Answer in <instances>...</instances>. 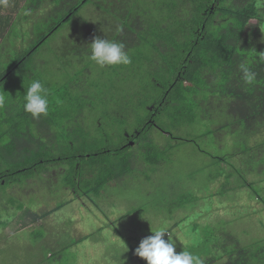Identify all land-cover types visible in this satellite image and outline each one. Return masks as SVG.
I'll use <instances>...</instances> for the list:
<instances>
[{"label": "trees", "instance_id": "16d2710c", "mask_svg": "<svg viewBox=\"0 0 264 264\" xmlns=\"http://www.w3.org/2000/svg\"><path fill=\"white\" fill-rule=\"evenodd\" d=\"M26 8L30 13L13 26L18 21L27 24L37 40L25 52L18 43L11 47V26L7 60L13 62L0 77V89L12 77L18 79L0 116V191H7V200L0 198V210L7 215L9 207L21 210L24 198L29 202L35 186L52 187V193L71 190L98 205L107 201L111 187L139 178L144 169L135 162L159 167L173 159L180 142L198 145L199 138L170 134L168 139L179 143L160 148L148 136L152 127L166 131L159 118H167L174 128L202 118L213 124L220 119L219 129L235 130V136L242 131L264 135V37L247 31L256 22L264 27V0H28ZM66 25L68 34L42 63L56 73L55 83L42 66L32 65H39L36 54ZM97 36L123 42L132 63L103 68L95 64L88 44ZM241 63L256 73L252 84L244 82ZM34 80L50 93L48 114L39 119L23 108ZM217 131L212 126L205 136ZM259 147L264 148V140L243 160L242 169L234 164V172L223 169L226 184L221 195L246 186L264 201V149ZM236 150L250 151L245 143ZM246 171L259 178L257 183L244 185ZM234 176L242 179L234 183ZM16 186L22 194H9ZM9 222L0 221V232ZM111 226L119 232L116 224ZM201 226V241L186 244L179 253L192 251L204 264H264V238L252 239L249 230L234 234L223 221ZM26 227L33 241L44 237L35 218ZM121 235L138 257V247ZM80 241L57 252L48 249L44 260L72 264L70 248Z\"/></svg>", "mask_w": 264, "mask_h": 264}, {"label": "rangeland", "instance_id": "374dc122", "mask_svg": "<svg viewBox=\"0 0 264 264\" xmlns=\"http://www.w3.org/2000/svg\"><path fill=\"white\" fill-rule=\"evenodd\" d=\"M28 13L30 10L23 8L18 18ZM14 28L8 41L9 45L12 47L18 43L19 51L30 50L37 40L32 38L33 32L21 29L19 21ZM68 30L69 27L66 25L49 39L36 54L37 60L40 61L39 65L36 63L37 65H32V68H41L43 61L48 60V55L59 48ZM247 31L252 35L264 37V27L257 22L249 25ZM18 56L19 52L15 53L14 58ZM12 62L11 58L0 61V65L3 66L0 69V77L7 73ZM42 70L48 72L52 82L57 83L56 73H50L52 70L49 71V68L47 70L46 66H42ZM17 80V77H12L4 87L1 86L0 94L6 97V101L7 93L11 94L13 90L11 84H15ZM6 107L5 104L0 108V116L5 113ZM219 120H216L215 124L210 122V125L208 120L202 118L199 120L200 123L174 128L167 118L161 120L159 118L158 122H163L166 131L161 132L152 127L148 136L154 139L160 148L179 143L168 139L169 135L173 134L185 140L199 138L198 145L208 154L199 151L195 146L197 144L180 142L175 151H172L175 153L171 156L173 159L165 161L159 167L142 161L135 162L136 166L144 169L140 172L139 178L129 179L131 181L126 184L122 182L120 186L111 187V195L107 201H99L98 205L75 195L71 190L52 193V187L50 189L33 187V191L29 192V195L31 194L29 202L24 198V207L21 210L9 207V215L0 210L2 215L0 221H10L0 232L3 236L0 241V264H50L44 260L47 250L60 251L65 244L68 246L73 240L81 241L70 248L74 256L72 264H147L145 259L130 253V248L121 233L126 235L135 248L139 247L144 238L154 235L151 229L156 231L164 227L172 236L176 252L179 253L186 244L201 241L203 238L201 225L221 221L228 227L227 230L234 234H242L249 230L252 239L264 238L262 198L256 197L252 189L246 186L224 195L220 193L226 184L225 173L221 174L223 169L227 173L234 172L231 164L242 169L243 160L247 157L249 159L252 153L258 151L256 147L264 140V135L261 133L251 135L247 132L243 134L242 131L235 136V130L231 132L224 130L225 128L220 130ZM212 126H217V133L205 136ZM242 143H245L250 151L238 152L236 149L241 148ZM213 175L216 177L215 180L211 179ZM237 179L242 178L241 176L231 178L234 183ZM258 179L246 171L243 177L244 185L257 183ZM46 183L48 182H43L42 185L46 186ZM258 188L259 185L254 187L255 190ZM8 193L17 196L22 194L19 186L10 188ZM4 196L7 200V191L1 190L0 198ZM184 203L185 206L181 205ZM34 218L37 225L43 227L45 231L44 237L37 242L32 240V234L28 230L31 228H23L25 223L31 222ZM113 224L117 225L115 227L119 232L113 229L111 226ZM164 239L168 240L167 233Z\"/></svg>", "mask_w": 264, "mask_h": 264}, {"label": "clouds", "instance_id": "9594fccd", "mask_svg": "<svg viewBox=\"0 0 264 264\" xmlns=\"http://www.w3.org/2000/svg\"><path fill=\"white\" fill-rule=\"evenodd\" d=\"M90 45V59L101 68L106 66L130 65L132 59L125 50L126 45L120 41L95 37ZM240 71L246 84H252L256 79V73L246 64H240ZM49 89L40 80H34L27 88L24 97V111L31 114L35 119L41 115H47L49 111ZM6 97L0 94V108L6 104ZM154 235L144 238L135 250L136 255L145 259L147 264H204L198 254L189 250L176 252L175 242L166 228L153 231ZM168 234V240L164 239Z\"/></svg>", "mask_w": 264, "mask_h": 264}, {"label": "crops", "instance_id": "0c3cea01", "mask_svg": "<svg viewBox=\"0 0 264 264\" xmlns=\"http://www.w3.org/2000/svg\"><path fill=\"white\" fill-rule=\"evenodd\" d=\"M28 0H0V61L7 59V32L18 20V16L26 8ZM8 24L10 26L8 27ZM15 27V25L13 26ZM22 29L30 28L27 24ZM2 65H0V68Z\"/></svg>", "mask_w": 264, "mask_h": 264}, {"label": "water", "instance_id": "95a60500", "mask_svg": "<svg viewBox=\"0 0 264 264\" xmlns=\"http://www.w3.org/2000/svg\"><path fill=\"white\" fill-rule=\"evenodd\" d=\"M133 144V143H132Z\"/></svg>", "mask_w": 264, "mask_h": 264}]
</instances>
